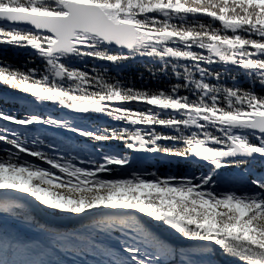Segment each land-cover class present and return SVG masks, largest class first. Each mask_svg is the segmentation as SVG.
<instances>
[{
	"label": "snow or ice",
	"instance_id": "6c2138e0",
	"mask_svg": "<svg viewBox=\"0 0 264 264\" xmlns=\"http://www.w3.org/2000/svg\"><path fill=\"white\" fill-rule=\"evenodd\" d=\"M189 15H205L222 22V28L189 25ZM0 22L8 25L0 23V43L30 47L45 58V67L54 77L78 81L62 86L37 67L20 70L8 65L0 66V83L37 99L57 101L79 111L103 112L149 129H105L103 133L74 129L80 135L120 139L133 150L184 157L195 154L214 165L207 176H161L153 171L107 178L103 173L111 171L112 165H126L128 160L106 157L86 168L30 146L38 141L25 142L0 124V146H7L0 151V192L29 193L46 206L74 214L105 208L136 210L163 220L187 238L214 242L244 264H264V181H255L260 189L255 195L217 193L210 186L215 171L233 163L229 157L264 155V96L251 89L209 82V77L221 80L227 75L212 72L209 66L228 62L254 72L264 84V4L257 0H133L132 4L129 0H0ZM110 43L128 49L131 55L190 58L191 65L173 64L175 75L190 83L172 84L167 91L137 90L119 80L111 82L96 69H70L62 62L65 55L75 53L110 61L128 58L129 54L108 53L102 45ZM145 44L151 47L145 49ZM181 67L183 71L178 70ZM166 69L167 63L160 71ZM189 89L196 100L181 95ZM221 98L226 108L220 106ZM133 103L149 107L136 110L126 106ZM164 110L172 115H162ZM45 121L63 123L51 117L0 110V122L28 127ZM158 126L172 127L179 133L188 126H199V130L165 135L156 130ZM236 127L254 130L258 143L235 132ZM161 140L182 142V146H165ZM27 157L38 158L49 167ZM231 205H238L243 212ZM126 215L111 214L110 219L98 222V228H131L132 224L121 218ZM140 239L147 242L144 255L138 247L124 246V253L135 264H159L176 258L179 252L151 234H142ZM11 250V244L0 247V257Z\"/></svg>",
	"mask_w": 264,
	"mask_h": 264
},
{
	"label": "trees",
	"instance_id": "16d2710c",
	"mask_svg": "<svg viewBox=\"0 0 264 264\" xmlns=\"http://www.w3.org/2000/svg\"><path fill=\"white\" fill-rule=\"evenodd\" d=\"M257 2L264 4V1ZM132 3L133 0H129V4ZM175 22L179 23V21ZM187 22L189 25L202 23L211 25L216 29L222 28V22L215 21L205 15L196 17L189 15ZM0 23L8 26L6 22ZM102 47L110 54L121 56L129 54V50L126 48L112 47L107 44L102 45ZM142 47L148 49L151 44H145ZM169 60L172 62L168 63ZM0 61H4V65L0 66L11 65L14 69L20 70L37 67L43 72H47L62 86L70 87L78 83L74 77H54V74L45 67V58L39 57L37 52L30 47L0 43ZM62 62L70 69H80L85 72L96 69L104 73L105 78L111 82L119 80L126 87L153 92L167 91L172 84L176 83H190L175 75L173 64L178 63L181 66L192 64L190 58H160L146 54H129L128 58L110 61L105 58L75 53L65 55ZM166 63L167 69L160 71ZM209 67L212 72L227 73L221 80L209 77L210 83L222 84L231 88L251 89L264 96V84L258 82L254 72L250 74L248 69L228 62L212 63ZM178 70L183 71V67ZM195 77L201 79L199 74H195ZM181 95H188L191 100L197 99L195 93L190 89L181 92ZM126 106L136 110H146L149 107L146 103H133ZM220 106L227 107L223 98H221ZM0 110L21 116L29 113L62 121L63 123L59 124H49L45 121L28 127L0 122L3 128L15 132L17 136H22L25 142L28 140L38 141V143H33L30 146L42 148L43 151L52 155L67 158L69 161L86 168L94 167L96 162H103L106 157L128 160L126 165H112L111 171L103 173L107 178H124V176H131L134 173L153 171L158 172L161 176L169 174L192 176L198 173L207 176L214 167L208 160L202 162L193 158L192 155L184 157L157 152L156 155L150 157L138 158L135 150L129 148L123 140H97L80 135L74 129L79 128L97 133H103L105 129L125 128L148 131L146 126L126 122L123 119H115L103 112L70 109L57 101L37 99L34 95L2 83H0ZM161 114L164 116L172 115L168 110H164ZM156 130L165 135H188L192 131H198L199 126H188L183 133H179L172 127L158 126ZM209 130L214 131V129ZM234 130L250 139L252 143H258L254 130L239 127ZM161 143L165 146H182V142L177 141L161 140ZM5 147L7 146H0V151ZM27 159L32 163L40 164L42 167H49L46 163L39 161L38 158L27 157ZM228 159L233 163L218 168L212 176L210 186L213 191L217 193L235 192L242 195L257 194L260 189L255 181H264V155L257 154L249 158L239 157L238 159L229 157ZM36 200L39 202L41 212H45V217L52 221H55L56 217L76 215L71 212L55 210L44 205L37 198ZM231 207L239 206L231 205ZM222 209L223 206H221ZM111 214L116 213H98L77 222H50L25 204L17 202L13 198L0 197V234H2L0 247L8 248L11 244L12 248L10 253L0 257V264H135L130 255L124 253V246L138 247L141 249V255H144L148 246L147 242L141 240L140 237L145 233L156 236L179 250L176 258L161 260L159 264H244L240 258L234 254H229L223 247L214 242L217 253L210 244L188 242L201 239L187 238L163 220H157L142 213L140 214L143 215V218L134 212L126 213L128 215L121 217L132 224L131 228L126 229L123 225L114 229L98 228V222L110 219ZM31 245L34 250L28 251V247Z\"/></svg>",
	"mask_w": 264,
	"mask_h": 264
},
{
	"label": "rangeland",
	"instance_id": "374dc122",
	"mask_svg": "<svg viewBox=\"0 0 264 264\" xmlns=\"http://www.w3.org/2000/svg\"><path fill=\"white\" fill-rule=\"evenodd\" d=\"M257 1H264V0H257ZM0 196H4L7 198H13L15 199L17 202L23 203L25 204L28 208H30L32 210V207H35L33 204L36 205V209L41 213L42 217H45L46 213L45 212H41V207L39 205V202L36 200L35 197H33L31 194L29 193H23V192H19V191H7V192H0ZM239 211H241V213L243 212L242 208L236 207ZM132 209H123V210H117V209H102V210H93L88 212L87 214H76L74 216H65V217H56L55 221H62V222H71V221H78L81 220L87 216L90 215H96L98 213H119V212H123V213H127V212H131ZM47 218V217H45ZM48 219V218H47ZM34 247L31 245L28 247V251H33Z\"/></svg>",
	"mask_w": 264,
	"mask_h": 264
},
{
	"label": "water",
	"instance_id": "95a60500",
	"mask_svg": "<svg viewBox=\"0 0 264 264\" xmlns=\"http://www.w3.org/2000/svg\"><path fill=\"white\" fill-rule=\"evenodd\" d=\"M21 27H25V28H29L30 26H28V25H22ZM107 45H110V46H114V47H119V48H122V49H124L123 47H120V46H117L115 43H110V44H107ZM58 130H62V129H58ZM135 153L137 154V156H138V158L140 157V158H146V157H150V156H152V155H156V153L157 152H152V151H149V150H147V149H144V150H135ZM257 154H251V155H244V154H242V155H237V156H234V157H230V158H239V157H243V158H249V157H251V156H256ZM192 157L193 158H196L197 160H199V161H202V162H205L206 161V159H204V158H200V157H197L195 154H192ZM0 197H3V198H7V197H4V196H0ZM32 209L35 211V212H37L38 213V215H40V216H42L41 215V213L35 208V207H32ZM131 212H134V213H137L141 218H143V215H141L140 213H138L136 210H131ZM131 212H127V213H131ZM45 218V217H44ZM86 218V217H85ZM46 220H48V221H50V222H55V221H52V220H50V219H47V218H45ZM156 228V227H155ZM156 229H158V228H156ZM158 230H160V229H158ZM161 231V230H160ZM162 232V231H161ZM163 233V232H162ZM170 239H172V238H170ZM174 240V239H173ZM177 240V239H176ZM177 241H179V240H177ZM188 242H190V243H203V244H210V245H212L213 246V248H215V246H214V244H213V242H210V241H205V240H198V241H188ZM215 251H216V253H217V248H215Z\"/></svg>",
	"mask_w": 264,
	"mask_h": 264
},
{
	"label": "bare ground",
	"instance_id": "6f19581e",
	"mask_svg": "<svg viewBox=\"0 0 264 264\" xmlns=\"http://www.w3.org/2000/svg\"><path fill=\"white\" fill-rule=\"evenodd\" d=\"M35 207H36V205L35 204H33Z\"/></svg>",
	"mask_w": 264,
	"mask_h": 264
}]
</instances>
